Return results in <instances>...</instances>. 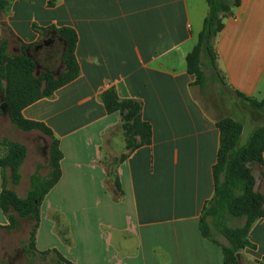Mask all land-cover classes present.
<instances>
[{
	"label": "crops",
	"instance_id": "obj_1",
	"mask_svg": "<svg viewBox=\"0 0 264 264\" xmlns=\"http://www.w3.org/2000/svg\"><path fill=\"white\" fill-rule=\"evenodd\" d=\"M8 3L7 11L0 9V45L8 33L18 47L39 43L49 28L78 34L79 78L22 112L52 130L63 154L61 179L41 205L36 249L56 250L72 264H224L222 248L200 230L215 196L216 120L241 123L243 147L250 139L241 145L246 123H253V132L264 127V110L225 95L212 113L194 95L187 59L204 29L208 0ZM215 50L227 88L262 102L264 0H242L225 20ZM112 89L142 106L150 145L127 148L121 115L108 114L102 100ZM247 167L254 192L264 196V164ZM1 183L0 172V195ZM8 224L0 207V226ZM248 238L257 249L242 252L263 260L264 219Z\"/></svg>",
	"mask_w": 264,
	"mask_h": 264
},
{
	"label": "trees",
	"instance_id": "obj_2",
	"mask_svg": "<svg viewBox=\"0 0 264 264\" xmlns=\"http://www.w3.org/2000/svg\"><path fill=\"white\" fill-rule=\"evenodd\" d=\"M241 3L242 0H208L210 11L198 44L188 56V72L195 77L193 86H198L200 91H203L207 81L206 70H209L225 88V95L239 97L255 108L264 109V100L257 102L229 90L217 64L216 37L223 31L225 20L234 16V10L239 8ZM8 5V0H0L2 11H7ZM11 37L14 38L8 33L0 45V96L3 99L0 107V125L5 110L11 124L21 132H39L45 136L49 140L48 163L46 166H37L35 173L30 177V190L27 196L20 198L7 185L9 174L12 185L14 187L20 185L21 168L27 159L28 149L18 142L2 139L0 146L4 147L6 152L0 155L2 177L0 207L7 216L8 227L15 225L14 218L9 214L10 209H13L20 218L34 221L29 245L23 248L28 258L40 256L46 261L53 255L52 264H72L56 250L39 252L36 249L41 205L61 179L60 164L63 154L59 140L52 130L43 123L25 119L22 112L36 102L53 96L58 90L79 78L80 65L76 58L78 34L68 27L43 30L41 41L33 45L22 44L19 54L9 52ZM55 39L60 42L61 70L57 74L50 71L39 73L38 63L31 50L48 47ZM102 100L108 114L121 115L127 148L131 152L151 144L152 128L142 120V106L138 102L121 100L114 89L105 92ZM216 121L220 131V150L218 162L213 167L215 196L204 208L200 230L205 239L222 248L224 264H237V255L241 251L246 248L257 249L256 245L249 241L248 236L255 222L264 219V196L254 192L256 181L247 167L249 163L264 164V127L257 128L248 143L238 147L243 125L229 118ZM43 168L48 170L46 176L40 173ZM114 180L121 191L118 177ZM230 220L240 221L242 224L232 227L228 224ZM214 234L222 236L226 243L218 242Z\"/></svg>",
	"mask_w": 264,
	"mask_h": 264
},
{
	"label": "rangeland",
	"instance_id": "obj_3",
	"mask_svg": "<svg viewBox=\"0 0 264 264\" xmlns=\"http://www.w3.org/2000/svg\"><path fill=\"white\" fill-rule=\"evenodd\" d=\"M21 45L15 43V39L11 37V43L9 45V52L11 54H19ZM30 51V50H29ZM32 55L38 63V72L50 71L54 74H57L61 70V52H60V42L54 40L48 47H43L39 49L31 50ZM207 81L203 88V91H200L198 86H194V95L198 98L204 107L214 113L219 107V101L226 94L225 88L221 83L216 79L212 72L206 70ZM3 99L0 96V107L2 105ZM229 100L223 101L225 105ZM259 110H264L257 108ZM3 118L0 125V141L2 139H8L9 141L18 142L22 145H25L28 149V156L26 163L23 164L21 168V173L23 176V185L19 187H14L10 181H8V188L16 192L20 198H25L30 190V180L28 179L31 173L35 172L34 169L37 166L45 165L48 159V142L49 140L39 132L32 133H23L13 126L10 122V119L5 112L3 111ZM254 129L253 123H246V132L241 141V145H245L250 138ZM139 140V138H136ZM1 156L5 154L6 149L0 146ZM25 165V166H24ZM29 166V169L27 170ZM44 169V168H43ZM41 170V175L45 174L44 170ZM112 167V171H113ZM33 171V172H32ZM9 214L14 218L15 225L11 227H2L0 226V264H52L51 259L53 255L49 257L48 260L43 261L40 256H34L28 258L26 253L23 251V248L28 246L29 237L32 229L34 228V221L29 219L20 218L19 215L13 210L10 209ZM229 226L236 227L241 225L242 222L236 220H230ZM218 241L225 243V239L219 234H214ZM252 250V249H251ZM238 263L237 264H264L263 260H254L248 255V253L240 252L237 255Z\"/></svg>",
	"mask_w": 264,
	"mask_h": 264
}]
</instances>
